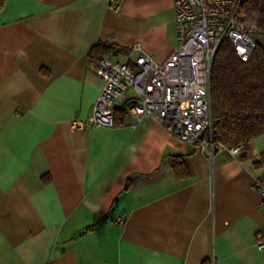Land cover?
I'll use <instances>...</instances> for the list:
<instances>
[{
  "label": "crops",
  "instance_id": "0c3cea01",
  "mask_svg": "<svg viewBox=\"0 0 264 264\" xmlns=\"http://www.w3.org/2000/svg\"><path fill=\"white\" fill-rule=\"evenodd\" d=\"M7 0L0 12V264H264V136L237 156L172 139L114 105V128H71L103 81L91 49L176 46L174 0ZM171 157L190 176L179 181Z\"/></svg>",
  "mask_w": 264,
  "mask_h": 264
},
{
  "label": "built area",
  "instance_id": "2783aa9c",
  "mask_svg": "<svg viewBox=\"0 0 264 264\" xmlns=\"http://www.w3.org/2000/svg\"><path fill=\"white\" fill-rule=\"evenodd\" d=\"M244 1L174 0L177 42L168 59L158 63L139 46L120 60L102 55L95 68L102 90L88 119L71 122V128L116 127L120 122L114 105L132 92L135 98L128 111L133 116L156 119L172 139L206 152L211 159L224 150L237 156L240 147L227 149L214 139L211 68L223 42L230 43L244 63L257 47L258 28L249 22ZM122 2L109 0V9L117 11ZM252 189L264 203V178L254 179ZM254 246L264 253V228L255 234Z\"/></svg>",
  "mask_w": 264,
  "mask_h": 264
},
{
  "label": "trees",
  "instance_id": "16d2710c",
  "mask_svg": "<svg viewBox=\"0 0 264 264\" xmlns=\"http://www.w3.org/2000/svg\"><path fill=\"white\" fill-rule=\"evenodd\" d=\"M7 0H0V12ZM244 11L257 35H264V0H245ZM257 47L248 62H241L230 43L218 48L211 68V101L213 134L216 142L227 149L242 147L264 136V42L255 39ZM126 51L99 43L89 56H118ZM172 172L179 181L189 178L188 167L181 157H171Z\"/></svg>",
  "mask_w": 264,
  "mask_h": 264
},
{
  "label": "rangeland",
  "instance_id": "374dc122",
  "mask_svg": "<svg viewBox=\"0 0 264 264\" xmlns=\"http://www.w3.org/2000/svg\"><path fill=\"white\" fill-rule=\"evenodd\" d=\"M254 38L260 40L261 42H264V35H257V34H255L254 35Z\"/></svg>",
  "mask_w": 264,
  "mask_h": 264
},
{
  "label": "snow or ice",
  "instance_id": "6c2138e0",
  "mask_svg": "<svg viewBox=\"0 0 264 264\" xmlns=\"http://www.w3.org/2000/svg\"><path fill=\"white\" fill-rule=\"evenodd\" d=\"M241 51H243V50H241Z\"/></svg>",
  "mask_w": 264,
  "mask_h": 264
}]
</instances>
